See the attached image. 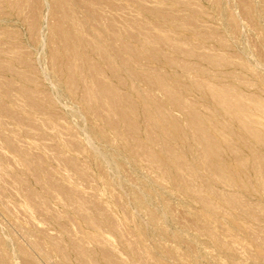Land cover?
<instances>
[{"label": "rangeland", "instance_id": "obj_1", "mask_svg": "<svg viewBox=\"0 0 264 264\" xmlns=\"http://www.w3.org/2000/svg\"><path fill=\"white\" fill-rule=\"evenodd\" d=\"M198 2L201 14L197 17L201 27L214 30L226 44H217L216 37L202 40L206 51L217 50L221 55L230 57L233 63L214 65L194 55L177 54L178 51L161 45L162 55L160 53L155 59L149 53H142L136 57L132 67L148 66L159 70L168 81L181 88L186 98L197 101L200 113L213 110L220 120L223 119L222 122L237 129L236 123L228 119L205 92L194 87L191 77L213 78L211 81L218 83L227 81L245 92L254 91L264 98V84L260 77L264 76V58L261 56L264 50V3L253 0L251 19L254 24L251 25L240 12L237 2L222 0V9L230 8L239 13L242 28L238 33H231L212 0ZM73 5L78 16L84 17L83 9ZM49 7L50 0H40V5L34 9V18H31L29 7L18 9L10 0H0V81L4 84L0 86V105L5 106L0 109V232L8 238L11 264L23 263L22 257L15 258L19 256L18 246L23 245L40 264H110V261L114 264H264V256L259 250L264 244L259 247L260 241L258 243V238L254 239L259 236L264 238V217L258 215L252 218L244 211L231 208L206 189L208 198L220 206L218 222L207 219L201 213L202 204L194 194L183 190L178 182L177 169L166 153L148 139L136 90L152 95L155 103L166 110L168 117L176 120L177 132L169 139L189 162L194 163L196 173L193 176L188 174V177L202 187L224 188L239 193L241 197L243 195L253 203H264V195L254 183L251 166L238 167L233 155L225 149L220 162L236 183L229 184L212 177L200 161V151L181 108L174 106L157 86H151L135 75V68L132 71L119 70L118 75L123 79L120 81L105 68L97 52L86 47L88 57L98 61L103 69L105 80L136 101V111L132 114L127 112L137 125L135 133L127 135L121 122L118 123V130L107 123L95 107L96 103L87 106L84 102V86L89 82L85 74L88 62L84 59L80 61L82 73L78 74L74 89L67 86L64 66L60 70L54 69L49 56L48 26L53 20ZM185 11L193 13L191 9ZM151 21L147 23L152 28L157 21L165 23L161 25L168 27L173 36L181 37L190 46L201 41L193 27L181 28L169 20ZM69 26L74 27L75 24L70 22ZM170 56L181 63L187 61L202 65L205 72L186 73L179 64L167 63L166 58ZM114 59L118 61L119 58ZM233 71L253 84L245 86L230 77ZM21 90L39 95L41 100L32 105L21 95ZM115 110L110 113L118 117ZM254 111L260 115L257 110ZM17 118L30 120L36 127H25L18 123ZM259 118H264L263 114ZM216 126V130L211 126L209 132L221 142L222 125L218 123ZM132 136L152 147L162 164L151 163L141 155L131 140ZM69 139H74L78 145H69ZM235 142L249 157L246 145L241 140ZM253 145L264 151V145L256 142ZM64 156L74 159L78 169L70 168L63 162ZM44 171L51 172L53 179L65 188L67 192L64 195L49 185L44 179ZM235 173H238L237 176ZM25 186L46 200L47 207L34 206L23 191ZM138 197L144 205L140 204ZM78 199L99 205L105 215H97L91 207L83 209V215L78 209ZM149 208L158 213V223L150 218ZM86 213L96 217L98 223L91 224L86 220ZM249 230L255 233L251 235ZM215 237H218L217 240ZM55 239L59 241L58 246L63 249L64 255L57 250V245H53ZM35 241L39 242L43 251L36 249ZM73 242L83 246L87 252L86 262L76 254ZM106 253L110 254L111 260L105 257Z\"/></svg>", "mask_w": 264, "mask_h": 264}, {"label": "bare ground", "instance_id": "obj_2", "mask_svg": "<svg viewBox=\"0 0 264 264\" xmlns=\"http://www.w3.org/2000/svg\"><path fill=\"white\" fill-rule=\"evenodd\" d=\"M234 1L237 2L238 7H240L239 9H241L240 12L242 15L251 22V25H253L254 23H252L251 19L253 14L252 8L254 6L253 0ZM261 1L264 3V0ZM10 2L14 3L18 9L29 7L30 11L28 15L31 16V18H34L36 10L35 8L40 5V0H10ZM212 2L217 6L219 13L223 16V19L226 21V23H228L231 33H238L242 28L240 26L239 13L231 10L230 8L222 9V0H212ZM73 4L83 9L84 17L78 16V14L75 12ZM199 6L198 0H50L49 13L53 17V20L50 21L48 26L50 59L54 63L55 70H58L61 68V66H64V69L66 70L65 80L67 81V86L70 89L76 88L78 79L77 76L78 74L80 75L82 73V67L79 63L82 59L86 60L88 62V68L85 74L89 82L84 86V102L87 106H90V103L94 102V105L96 103L95 107L98 108L99 113L101 116H103V118L101 117L102 119L114 126V128L117 130L118 123H123L124 131L127 133V135L131 136L133 133H135L137 125L134 120L130 119V115H128L127 112L132 114L136 111L137 105L134 103L136 101H133L131 99L132 97H130L127 93L120 92L116 87L111 86V84L105 80L102 74L103 69L99 65L98 61L96 62L88 57L87 53L85 52V48L89 47L95 50V52H97V54L100 56L105 68H107L113 76L119 78L120 81H123V79L118 75L119 70L126 69L127 71H132V69L135 68L132 67V63L134 64L137 59L136 57L140 56L142 53H149L153 58L156 59L160 53L162 55L164 52L163 49H161V45H164V48L165 46H168V48L178 51L177 54L182 52L185 55H194L195 57L205 60L210 64L212 63L214 65H222L233 63V60L230 57L221 55V52H216L217 50L206 51L202 40L209 38L213 39L216 37L217 39H215V41L217 40V44L220 43L224 46L226 44L222 38H220L218 34L215 33L214 30L207 29V27H201L202 24L199 22L197 17L199 13L201 14V8H199ZM185 9H191L193 13L190 11L189 13L185 11ZM154 18L156 20H169L170 22L177 23L181 28L193 27L196 29L195 32L201 41L198 43L195 42L196 44H192V46H190L189 43L181 39V37L173 36L170 33L168 27L166 28L164 27L165 25H161L165 23L159 24L158 21L157 23L156 20H153ZM150 19H152L151 22H156V24L153 25V28L147 23ZM70 22L74 23L76 27H70ZM88 23L89 26L87 25ZM93 29H95V32H91ZM56 41H58V44H56ZM262 41L264 42V38ZM261 56L264 58V50L261 52ZM115 57L119 58L118 61L114 59ZM166 61L171 65L174 64V66L175 64H179L180 67L182 66L186 70V73L191 71H204V68L201 67L202 65L200 66L195 63H187V61L185 63H181L182 61H179L175 57L170 56L166 58ZM117 64L119 65V68ZM8 69H10V67H8ZM134 72L135 75H139L141 79H144L147 84H150L151 86H157L161 91H163L167 99L174 106L181 108V110L185 113L189 127L192 130V136L200 151V161L203 163V165H205L208 174L212 175V177L215 176L214 178H218L220 181H224L229 184H233L235 182L231 178L233 176L229 177L227 172L222 167V163L220 162L222 154L226 149L233 155L232 157H234L238 167L242 168L247 165L251 166L254 171V175L251 173L254 178V183L259 191L264 195V151L258 150L256 146L253 145V142L264 145V118H259L261 114L264 116V98H262V96L254 93V91L245 92L237 88V86L233 85L232 83H228L227 81L224 83H218L211 81L213 78L209 80L200 78L199 76L194 75V77L191 75V80L194 87L203 93L205 92L207 97L210 98V100L216 104V106L222 109L225 116L236 123L237 129H235L227 125L225 122H222L223 119L220 120L217 117V113H215L213 110H208L206 114L200 113V107L196 103L197 101L195 102V100L192 101L186 98L183 94V91H181V88L168 81L164 74L159 70L154 69L153 67L150 68L148 66H139L134 69ZM229 76L238 79L245 86L251 84L250 80L240 75V73L233 71ZM260 77L264 84V76L260 75ZM2 83L3 82L1 80V87L4 85ZM132 86L135 88L134 85ZM136 91L138 99L142 105V111L146 125V135L148 139L157 144L160 150L166 153L170 162H172L177 169L176 175L178 177V182L183 187V190L194 194L196 199L202 204L201 213H203L207 219L217 223V216L219 214L220 206L208 198L207 192L205 191L206 189H208L215 195L216 198L223 201L231 208L244 211L252 218L257 217L258 215H262L264 217V203L259 201L253 203L245 199L243 195L241 197L239 193L224 190V188L221 190L213 188L212 186H209V188H204L205 185L202 187L200 183L195 182L194 179L188 177V174L193 176L196 173L194 163L192 164V162H189L185 157V154L176 149L169 139L173 133L177 132L178 128L176 120L168 117L166 110L159 103H155V99L152 95L148 94L147 92H141L138 90ZM20 93L25 98V100L32 105H36L35 103L37 100H41L39 95L33 94L30 91L21 90ZM3 107L5 106L0 105V109ZM90 108L92 110V107ZM113 109L118 111V117H115L114 114V116L111 115L112 113H110V111ZM254 109L260 113V115L258 114L259 117H257L258 115L255 113ZM6 110L9 114L13 115V113L8 108H6ZM17 120L19 124L25 127H36L35 124L30 120L22 118H17ZM218 123L222 125L220 136L221 142L216 139L217 137L215 138V136L211 135L209 132V128L211 126H213L216 130V125ZM131 140L134 143V146L139 150L140 154L147 158L151 163L161 162L159 156L152 149V147L150 148L149 146L144 145V143L137 137L132 136ZM235 140H241L246 145L250 151V155H248L249 157L244 155L245 152L243 153L241 147L236 144ZM7 142H9V140ZM68 143L71 146L78 145L77 141L74 139H69ZM12 145L13 144H8V146ZM62 156L63 155L60 157ZM62 159L63 162L70 166V168L72 167L73 169H78L79 166L76 161H74V159L66 158L65 156ZM43 176L57 193L64 195L67 192L65 188L60 185V183H58L59 181L57 182L53 179L51 172L44 171ZM15 179L18 182H21V180H18L19 178ZM236 187L238 188L241 186L236 185ZM23 191L25 192L27 198L34 204V206H46V200L39 197L35 192L32 191V189H29L25 186ZM137 199L141 205H144L140 197ZM88 201L89 200H80L78 202V209L81 211V213L86 207H91L95 210L97 215H105L103 209L99 205L95 203L92 204ZM147 210L150 218L158 223L159 215L156 210L154 211L150 208ZM83 215H85V213ZM86 215V220H88L91 224L98 223L96 217L92 215L88 216L87 213ZM221 223L222 222H220V224ZM249 231L250 234L255 233L254 231ZM215 238L217 240L218 237ZM256 238H258V243L260 241L261 245H259V247H261L262 244H264V238L262 239L259 236L255 237L254 239ZM7 239L8 238L4 237L0 232V264H11L12 261V254L8 250ZM58 242L59 241L57 239L53 240V245H57V250L62 255H64V251L63 249L59 248ZM34 245L36 249L43 251V248L39 242L35 241ZM73 246L75 247L74 250L77 252L75 253L78 254L81 259L87 261L88 255L83 246L74 242ZM18 247L19 249L17 253H19V256H17L15 253L14 254L16 255L15 258L22 257V264H40V262L36 260L37 258L34 259L35 256H33L28 248L24 247V245ZM259 250L262 256H264V247H261ZM44 254L45 253H43V255ZM105 257L111 260L109 253H106ZM17 261L18 259L16 262ZM89 261L88 263H90ZM20 262L21 261H19V263ZM110 264L114 263H111L110 261Z\"/></svg>", "mask_w": 264, "mask_h": 264}]
</instances>
